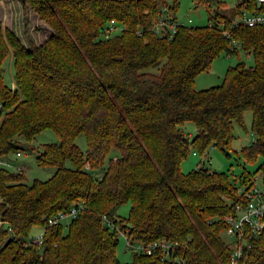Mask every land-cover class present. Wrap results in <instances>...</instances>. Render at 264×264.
<instances>
[{"label": "trees", "instance_id": "obj_1", "mask_svg": "<svg viewBox=\"0 0 264 264\" xmlns=\"http://www.w3.org/2000/svg\"><path fill=\"white\" fill-rule=\"evenodd\" d=\"M22 1L50 30L25 45L0 25V156L44 127L58 139L35 153L37 164L52 166L44 179L27 182L23 168L0 161V264H225L231 247L222 214L244 200L238 187L250 176L264 184V24L215 8L209 17L225 20L227 32L211 19L168 33L152 24L164 4L175 17L176 0ZM110 18L115 28L104 34ZM239 49L250 63L239 59L222 82L193 86L214 56ZM9 54L12 84L3 76ZM246 109L252 138L240 154L262 156L255 171L180 169L190 148L202 154L216 145L228 154L233 123L244 126ZM79 132L85 150L74 142ZM76 201L84 205L66 223H46ZM125 201L128 213L119 215ZM33 226L43 229L40 244L29 240ZM118 230L131 242L165 237L178 245L162 257L130 249L131 259L120 261ZM243 264H264V227Z\"/></svg>", "mask_w": 264, "mask_h": 264}, {"label": "rangeland", "instance_id": "obj_2", "mask_svg": "<svg viewBox=\"0 0 264 264\" xmlns=\"http://www.w3.org/2000/svg\"><path fill=\"white\" fill-rule=\"evenodd\" d=\"M172 0H167L170 3ZM176 8L174 9L175 17L182 24L188 26L207 24L212 18L209 17L210 12L218 8L221 12L233 14L234 7L233 0H176ZM203 2H207V5ZM236 19V13H234ZM0 25L9 27L25 44L29 45V40L34 42L40 41L50 30L33 9L24 4L22 0H0ZM242 59L246 63L252 61L251 57L246 55L242 49L238 50L237 54L220 53L214 56L210 65L202 70H199L193 77V86L195 88H202L222 82L225 72L229 65L234 64L237 60ZM3 76L4 81L8 84L13 83V69L11 62V55H7L3 60ZM148 69H155V65H150ZM251 111L249 109L243 112V125L236 122L233 123V136L228 147V154L216 145H208L204 152L200 154L196 149L195 153L190 148L180 161V169L188 171L191 168L205 164L215 171H223L233 176H238L243 171L252 172L257 169L258 164L262 160L261 155H257L253 160H245L240 154V147L247 144L252 135L250 129ZM182 127L189 134L195 132V125L193 121L186 120ZM58 136L51 127H44L37 131L29 140L23 138L18 139L17 144L19 153L13 149L0 156V161L9 168L15 167L11 162H23L25 180L31 181L33 178L44 179L52 172V166H42L35 162V153L40 148L41 143L46 141H57ZM74 142L80 149H86V139L82 132H79L74 137ZM207 151V154L205 152ZM114 152V151H112ZM207 155V157L205 156ZM2 159V160H1ZM104 165V164H103ZM95 174H100L99 171ZM256 182L262 186L261 179L257 178ZM129 210V202H122L117 206L119 215H127ZM38 226L31 227V233H35ZM226 236V234H225ZM116 255L120 261H129L131 259L130 249L124 247V238L118 235V242L116 244Z\"/></svg>", "mask_w": 264, "mask_h": 264}, {"label": "built area", "instance_id": "obj_3", "mask_svg": "<svg viewBox=\"0 0 264 264\" xmlns=\"http://www.w3.org/2000/svg\"><path fill=\"white\" fill-rule=\"evenodd\" d=\"M231 4L234 9H237V21L246 25L264 24V0H233ZM212 20L210 22L212 25H219L222 32H227L225 20L219 16L214 17ZM179 24L182 23L176 17H173L168 6L164 4L152 27L155 31L168 30V33H171ZM114 28L115 23L110 18L103 28L104 34L110 33ZM251 138H249L248 142H250ZM16 153L18 154L19 150H16ZM257 178L259 176L253 174L249 177L246 185L238 187V190L243 192L244 200L236 201L233 210L222 214L221 218L226 224L223 231L228 236L231 247L229 258L225 264H243L247 256L250 239L255 237L264 227V184L259 186L256 182ZM83 205L81 201H76L67 209H59L52 214H48L46 216V223L50 224L57 221H64L66 223ZM110 225L113 224L110 223ZM118 231L123 235L124 247L126 249L138 250L147 254L155 253L162 257L174 251L178 245L177 241L165 237L155 238L146 243L131 242L123 230ZM42 232L43 229L36 231L30 235L29 240L40 244L42 242Z\"/></svg>", "mask_w": 264, "mask_h": 264}, {"label": "crops", "instance_id": "obj_4", "mask_svg": "<svg viewBox=\"0 0 264 264\" xmlns=\"http://www.w3.org/2000/svg\"><path fill=\"white\" fill-rule=\"evenodd\" d=\"M9 162L11 163V164H14L15 165V167H24V163L23 162H20V161H17V162H11L10 160H9ZM224 235H225V233H224ZM226 237V239H228L229 240V238H228V236L226 235L225 236Z\"/></svg>", "mask_w": 264, "mask_h": 264}]
</instances>
